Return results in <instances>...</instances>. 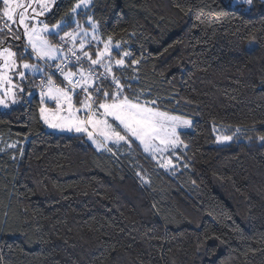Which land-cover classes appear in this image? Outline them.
<instances>
[{"label": "trees", "instance_id": "1", "mask_svg": "<svg viewBox=\"0 0 264 264\" xmlns=\"http://www.w3.org/2000/svg\"><path fill=\"white\" fill-rule=\"evenodd\" d=\"M82 16L131 53L114 69L127 94L192 129L166 170L136 141L46 131L36 94L0 111V264H264V1L91 0Z\"/></svg>", "mask_w": 264, "mask_h": 264}, {"label": "snow or ice", "instance_id": "2", "mask_svg": "<svg viewBox=\"0 0 264 264\" xmlns=\"http://www.w3.org/2000/svg\"><path fill=\"white\" fill-rule=\"evenodd\" d=\"M58 2L59 0H27V3L24 0H0V33H6L0 36V89H3L0 106H9L4 97H10L11 103L15 104V90L23 92L19 85L13 84V76L18 75L23 80L25 71H31L44 76L39 85L41 103L48 100L56 104L55 112L46 107L40 108L41 118L50 128L86 134L97 148L106 147L107 142L119 144L122 141H139L146 152L164 153L169 148L174 149L182 144L178 129L191 127L192 121L160 111L155 100L142 101L139 95L129 96L127 93L131 86L123 84L114 72V66H123L125 60L121 58L113 61L110 41L104 43L102 50H85L86 46L91 49L92 41L98 39L95 35L97 26L92 23L93 34L91 41L88 40V32L79 27L74 14L81 7H88L90 0H78L67 17L62 18L51 29L38 20L40 16L51 13ZM232 2L233 0H229V4ZM234 2L251 6L253 0ZM88 19L91 20V17ZM69 24H76V29L60 36L62 45H54L48 36L59 35ZM14 26L16 31L13 30ZM21 27L27 42L24 44V52L19 55H34L37 60L44 62L46 68H51L49 61L62 60V63L55 64V72L62 77L63 87L55 83L51 74L43 72L39 64L18 63V54L13 51L12 45L4 46L9 35L15 40L21 38L17 34ZM69 43L72 46L61 57L63 45ZM29 48L31 52H28ZM130 55V52L123 53V57ZM84 63L88 64L87 69L83 67ZM132 63L137 64L138 61L134 60ZM19 68L24 71H18ZM72 68H76V71H72ZM99 69L102 71H98ZM74 97H81L78 107ZM218 139L224 141L232 137L223 136ZM259 139L264 141V136ZM170 164L171 161H168L162 166L168 167Z\"/></svg>", "mask_w": 264, "mask_h": 264}, {"label": "rangeland", "instance_id": "3", "mask_svg": "<svg viewBox=\"0 0 264 264\" xmlns=\"http://www.w3.org/2000/svg\"><path fill=\"white\" fill-rule=\"evenodd\" d=\"M226 1L229 3V0H226ZM262 1H264V0H262ZM24 2L27 3V0H24ZM77 2H78V0L76 1V3H77ZM76 3H75V4H76ZM90 3H91V0H90ZM90 3H89V4H90ZM75 4H74V5H75ZM229 5H230V6H242V7H244L245 9H248V8H249V5H247V4H236V3L234 2V0H233V2H232L231 4H229ZM88 6H89V5H88ZM33 7H35V4H33ZM53 7H54V6H53ZM86 8H87V7H86ZM86 8L81 7L80 9L77 10V13L74 14V15H75V19H76V21H77L78 24H79V27L82 28V29H85V30L88 32V37H87V39L91 41V37H92V34H93L91 25H92V23H93L94 21H93L92 19L89 20L88 17H83V16H82V14L85 13ZM37 10H38V9H37ZM30 11H31V9H29V12H30ZM48 14H49V13H46L44 16H40V17L38 18V20L43 21L44 18H45ZM43 23H44V22H43ZM94 23H95V22H94ZM95 24H96V23H95ZM38 26H40V25L38 24ZM48 26H49V28L51 29L53 25H48ZM96 26H97V25H96ZM76 27H77L76 24H71V25L68 27L67 30H65V31H60V32H59V35H55L56 40L58 41V39L60 38V36H63V35H64V32L72 31V30L76 29ZM13 30L16 31L15 26H14V29H13ZM22 33H23V29H22V27H21V28L19 29V31H18V34L21 35ZM95 35L97 36L98 39L95 40V41H92V48H91V49H88L87 46H86V49H85V50H87V51H95L96 49H100V50H102L103 47H104V43L110 41V43H111V45H112L111 53H112V59H113V61L116 60V59H121V58L124 59V57H123V53H121L120 56L115 55V53H114V51H116V50L119 49V45H118V44H114V43H112L111 40H109V39L103 40V39L100 37L99 33H98V29H97V27H96ZM51 36H52V35H49V36H48L49 40H50L54 45L60 46L58 43H55V42H53V41L51 40ZM22 38H23L24 43L22 44V43L19 42V44H21V46H20V45H19L18 43H16V41H14V39L9 35V39L6 40L4 46H8L9 44L12 45V47H13V51H16L17 54H18V55H17L18 63H20V64H23V63L37 64V63H36L37 60H36V58L34 57V55H29V54H27V53H25V55H24L23 57H21V56L19 55V53L24 52V44H26V42H27V39H26V37L23 36V34H22ZM254 45H255V42H254V41H249V42L246 43L245 48H246L247 50H250V49H252V48L254 47ZM71 46H72V45H71ZM28 52H31V51L28 49ZM62 53H63V51L60 53V56L62 55ZM93 58H95V56H93ZM77 67H79V66H77ZM83 67H84L85 69H87L88 64H87V63H84ZM119 67H121V66H114V69H115V68H119ZM71 70H76V68H72ZM100 70L102 71V69H100ZM18 71H24V69H23V68H19ZM35 75H36V74H33L31 71H25V79H23V80H21L20 77H19L18 75L13 76V84H17V85H19V87H20L21 89H23V92H20L19 90H15V89H14V90L16 91V93H17V94H16V97H15V99H16L17 102H16L15 104H12V103H11V98H10V97H4V99L7 100V101L9 102V106H8V107L0 106V111H8L9 109H11V108H13V107H15V106H18V105H20V104H22V103H24V102H26V101H30V100L32 99V97L36 94V96H37V98H38V100H39V104H40V105H39V115H40V119H41V121H42V123H43L44 128H45L46 131H48V132H53V133L81 134V133H76V132H68V131H61V130H59V129H53V128H50L47 124L44 123V121H43L42 118H41L40 108H41V107H46V108H48L51 112H55V110H56V104H55L54 101H48V100H45V101L43 102V104L41 103V96H40L41 88H40L39 86H36L35 83H34V79H33V78H34ZM56 83H58V82L56 81ZM61 87H63V86H61ZM2 95H3V89H0V96H2ZM81 97H82V96H81ZM81 97H80V98H81ZM78 98H79V97H77V100H78ZM74 101H76V100H74ZM78 106H79V105H77V107H78ZM160 111H161V110H160ZM168 113H169V112H168ZM170 114H172V113H170ZM80 115H81V118H83V114L81 113ZM172 115H176V114H172ZM176 116L182 117V116H180V115H176ZM182 118H184V119H188V118H185V117H182ZM188 120H190V119H188ZM191 129H192V125H191V127L180 128V129H178V132H179V131L191 130ZM213 132H214V135H215L216 143H217V144L228 143V142H230V141L233 139V135H231V134H224V133H223V129H220V128H218V127H214V128H213ZM122 134H123V133H122ZM85 135H86V134H85ZM86 136H87V135H86ZM223 136H229V137H232V139H230V140H224V141L218 139V137H223ZM87 139H88V137H87ZM88 140H89V139H88ZM89 141L91 142V144H92L97 150L101 149V148H97L96 145H95L91 140H89ZM122 142H123V141H122ZM136 142L141 146V148L143 149V151H144L147 155H149L151 158H153L154 161H156V163H157L161 168L166 169V170H167V169H168V170H169V169H172V168L175 166V159H174V158L177 157V150H178V149H183V148H184V145H183V144H178L174 149H173V148H169L168 151H166V152H164V153H152V152H146V151L144 150L143 145L140 144L139 141H136ZM108 143H113V142H107L106 147H107ZM168 161H171L170 166H168V167H164V166H162L163 164L167 163Z\"/></svg>", "mask_w": 264, "mask_h": 264}, {"label": "built area", "instance_id": "4", "mask_svg": "<svg viewBox=\"0 0 264 264\" xmlns=\"http://www.w3.org/2000/svg\"><path fill=\"white\" fill-rule=\"evenodd\" d=\"M18 41L22 44L24 43L22 38H20ZM57 43L59 45H62L63 42H61L60 38H59ZM70 47H71L70 43L63 45L64 50H63L61 57H63L65 55V53L67 52V48H70ZM29 50L31 51L30 48H29ZM36 63L40 65L43 72H47V73L52 75V79L55 81V83H56V81L58 82V83H56L57 85L64 86V84L62 82V77H60L59 74L55 72V64L62 63V60L58 59V60H55V62L49 61L48 63L51 65V68H46L43 61L37 60ZM77 66H79V65H77ZM72 71H76V70H72ZM33 79H34L35 85L39 86L41 83V80L44 79V76L42 74H36ZM82 95L83 94H81V96Z\"/></svg>", "mask_w": 264, "mask_h": 264}, {"label": "crops", "instance_id": "5", "mask_svg": "<svg viewBox=\"0 0 264 264\" xmlns=\"http://www.w3.org/2000/svg\"><path fill=\"white\" fill-rule=\"evenodd\" d=\"M18 34V33H17ZM21 36V38H22V34L20 35ZM55 37V36H54ZM23 39V38H22ZM24 42V41H23ZM79 105V104H78Z\"/></svg>", "mask_w": 264, "mask_h": 264}]
</instances>
